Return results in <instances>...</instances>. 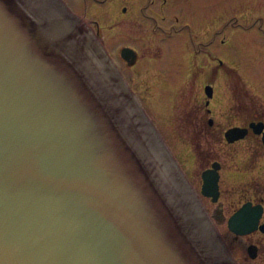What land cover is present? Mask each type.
I'll return each mask as SVG.
<instances>
[{
  "label": "water",
  "instance_id": "1",
  "mask_svg": "<svg viewBox=\"0 0 264 264\" xmlns=\"http://www.w3.org/2000/svg\"><path fill=\"white\" fill-rule=\"evenodd\" d=\"M153 125L63 0H0V264H239ZM260 209L230 230L255 232Z\"/></svg>",
  "mask_w": 264,
  "mask_h": 264
},
{
  "label": "rangeland",
  "instance_id": "2",
  "mask_svg": "<svg viewBox=\"0 0 264 264\" xmlns=\"http://www.w3.org/2000/svg\"><path fill=\"white\" fill-rule=\"evenodd\" d=\"M64 1L83 17L84 0ZM131 1L145 6L151 0ZM152 1L154 4L148 6L146 13L135 5L127 18L105 10L92 11L85 19L124 74L191 184L200 188L201 172L210 167V160L222 163L225 169L221 171V199L214 204L201 197L202 203L215 218L237 262L264 264V252L258 260L250 259L249 238L236 239L227 223L246 198L263 192L264 148L259 138L253 136L230 145L218 136L195 138L184 132L186 117L194 109L203 111L205 82L213 83L216 89L212 109L217 114L225 113L218 118L224 123L222 135L235 124L226 118V110L235 108L244 124H248L254 107L264 111V0H167L170 9L162 7V0ZM117 17L116 29L110 30L107 25ZM95 20L100 27L93 24ZM127 46L138 53L134 67L121 58V49ZM209 53L214 63L210 62ZM211 64L218 67L219 73L214 77ZM191 91L194 100L183 94ZM194 145H201V149L196 150ZM262 247L264 251V240Z\"/></svg>",
  "mask_w": 264,
  "mask_h": 264
},
{
  "label": "flooded vegetation",
  "instance_id": "3",
  "mask_svg": "<svg viewBox=\"0 0 264 264\" xmlns=\"http://www.w3.org/2000/svg\"><path fill=\"white\" fill-rule=\"evenodd\" d=\"M85 1V6L83 8V12L81 13L82 14V18L84 20V22H86V24L91 28V26L87 23L86 21V17H88V15H92V11H103L105 12V10L107 12L105 13H110V15H118L119 17H125L127 18L126 16H128L130 14V12L132 11V9L135 7V5H139V11L142 13H146V9L148 8V6H151L152 2L154 1H149L145 4V6L142 4H139V1L138 2H134V1H125V0H84ZM148 1V0H147ZM162 7L165 8V7H168L170 9V4L167 3V0H162ZM70 6V5H69ZM72 9V7H71ZM75 11V9H73ZM81 10V9H80ZM173 12V11H172ZM76 13V12H74ZM78 15V13H76ZM80 14V15H81ZM145 15V14H143ZM119 17H117V20L115 21V18H113V20L109 23L108 28L110 30H114L116 28H114V25L118 22L119 20ZM157 19V18H155ZM158 20V19H157ZM97 20L94 21V25L100 27L99 23L96 22ZM156 22V20H155ZM141 28L143 27L142 25H140ZM92 29V28H91ZM100 29V28H99ZM93 30V29H92ZM212 46V45H211ZM210 46V47H211ZM123 48H130V49H133L132 47H123ZM122 48V49H123ZM121 49V50H122ZM136 54L138 55L137 51L135 49H133ZM202 54H199L198 56H200ZM204 58H206L207 56L206 55H203ZM122 58V57H121ZM123 59V58H122ZM203 59V58H202ZM209 60L211 63H214L212 57H211V54L209 53ZM123 61L128 64L130 67H134V65H136V63L138 62V56L136 57V59L132 62H127L123 59ZM206 62V61H204ZM196 65H198V61H196ZM212 68L210 70V72L213 73L212 77H214V75L217 73H219L217 70H218V67L217 69L213 67V64H211ZM219 67H224V64H220ZM201 73L198 72L197 74V79H199L201 76H200ZM185 79H188V78H185ZM206 84L204 85V89H203V93H205V100H203L204 102V106H203V111L201 108L199 109H194L192 111V113H190V116H187L186 117V120H185V127L186 129L184 130L185 133H187L190 137L193 136L195 138H199L201 136H211V135H214V136H218V139L219 140H224L226 141L225 143L227 144H236V143H241L243 140L247 139V138H252L253 136L254 137H258L259 138V142L261 143V148H264V140H263V137H264V111L262 112L261 110H258L257 107H254L253 110H250V118H249V122L248 124H244L243 122V119H239V115L237 114V110L235 108H231L230 110H226V112H229L226 116V118L231 121L232 123H235V124H232L231 127H229L228 129H225L223 132V135H222V130L224 128V123H222V121H219L218 118L221 117L223 118L224 116V112H221L220 113H215L214 110L212 109V100L214 99L215 97V87L213 85V83L211 82H205ZM211 86L212 87V97H209L208 96V93H206V88ZM191 90V89H190ZM189 92V91H188ZM188 92H184L183 94L186 95L187 97H189V100L190 99H193V95L192 94V91L188 94ZM194 100V99H193ZM241 109V108H240ZM224 113V114H223ZM217 118V119H216ZM173 119H175V116L173 115ZM172 119V121H173ZM230 122V123H231ZM255 126H260L262 130L261 133H257V131H255ZM184 127L182 126L181 127V131L180 133H182V129ZM234 128H238V129H245L247 132H246V136L240 140H236V141H233L232 143L228 142L227 138H226V134L228 133L229 130L231 129H234ZM222 137V138H221ZM194 148L196 150H199L201 149V145H194ZM235 160V159H234ZM214 164H218L219 165V169L217 170V172L219 173V188H218V196L216 198V200L214 201V197L213 196H208L206 194H203V187H204V173L207 172V171H212L213 168H214ZM225 169L223 168V165L221 162H219L218 160L216 159H213V160H210V167H207L205 169H203V171L201 172V181H202V185L199 187H197V189L193 186L196 194L199 195L200 199L201 197H203V199L205 200H209L210 202L212 203H218L221 199V196H222V193H221V186H222V180H221V171ZM246 186H247V183H244ZM245 188V187H244ZM248 189V188H246ZM199 190V193L198 191ZM202 201V200H201ZM244 203H241L240 206H237L234 213L230 215V217L228 218L227 220V223L229 222V220L234 216L236 215L237 211L241 210L245 205H251V209L255 208V206H258L260 207V213H259V224H258V228L256 229L255 232L253 233H250V234H247V236H240V235H235L229 228V223H228V230L229 232L237 239V238H249L248 239V242H249V245L247 246V252L249 251V249H252L254 251V253L256 254V258H252L250 253L248 252V255L250 257V259L252 260H258V258L262 255V253L264 252L263 251V247H262V244H263V240H264V232L262 231V228L264 227V189H263V192L259 195V194H256L255 198L254 197H250V198H246L245 201H243ZM207 209V208H206ZM246 212H248L246 210ZM259 212V211H258ZM256 211V213H258ZM249 213V212H248ZM208 214H210L208 212ZM211 216V219L214 222L215 218L212 217V215L210 214ZM215 225L217 226V224L215 223ZM218 228V227H217ZM231 252V251H230ZM233 254V253H232Z\"/></svg>",
  "mask_w": 264,
  "mask_h": 264
},
{
  "label": "bare ground",
  "instance_id": "4",
  "mask_svg": "<svg viewBox=\"0 0 264 264\" xmlns=\"http://www.w3.org/2000/svg\"><path fill=\"white\" fill-rule=\"evenodd\" d=\"M178 165H180V163L178 162ZM181 169H183L182 165H180Z\"/></svg>",
  "mask_w": 264,
  "mask_h": 264
}]
</instances>
